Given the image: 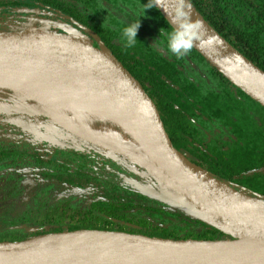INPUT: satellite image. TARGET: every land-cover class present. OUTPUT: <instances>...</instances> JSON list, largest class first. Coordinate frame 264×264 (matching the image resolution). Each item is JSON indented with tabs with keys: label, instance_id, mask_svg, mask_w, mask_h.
<instances>
[{
	"label": "flooded vegetation",
	"instance_id": "obj_1",
	"mask_svg": "<svg viewBox=\"0 0 264 264\" xmlns=\"http://www.w3.org/2000/svg\"><path fill=\"white\" fill-rule=\"evenodd\" d=\"M8 1L0 3V29H7L8 22L26 21L68 34L65 28L70 26L83 34L86 43L99 49L105 46L124 68L128 66L123 61L141 74L142 81L136 80L181 154L232 187L251 186L237 173L251 165L242 154L254 144L255 133L264 142V112L254 114L253 103L237 95L194 48L181 57L173 54L166 36L173 30L155 9L149 17L142 11L138 14L140 6L131 0H59L58 6L36 0L32 5H9ZM146 4L153 7L149 0ZM244 7L251 15L255 7L264 9V4L251 0ZM136 23L140 24L136 43L126 47L123 30ZM233 42L231 46L252 64L260 70L264 67V39ZM0 104L9 105L4 99ZM98 143L43 114L0 113V144L8 148L0 160V204L9 203L12 212L28 215L39 211L68 225L124 232L126 213L151 204L128 182V178L143 181V168ZM68 225L49 222L46 228Z\"/></svg>",
	"mask_w": 264,
	"mask_h": 264
},
{
	"label": "water",
	"instance_id": "obj_2",
	"mask_svg": "<svg viewBox=\"0 0 264 264\" xmlns=\"http://www.w3.org/2000/svg\"><path fill=\"white\" fill-rule=\"evenodd\" d=\"M152 1L175 30V25L169 18L175 6L174 0H160L159 4L156 3V0ZM186 2L190 3L189 0ZM190 19L193 22H202L205 29L203 41L195 42L193 48L232 84L264 107V72L222 38L193 5ZM67 32L68 34H64L34 27L0 31V61L11 58L41 59L63 56L82 60L105 74L120 92L130 109L149 153L140 150L130 142H126V145L123 146L116 142H110L111 145H105V148L121 154L128 161L142 167L157 182L159 191L136 183V188L142 194L168 203L186 215L219 229L227 237L216 240L170 239L94 230L119 234V239L122 242L130 241L138 245L177 249L205 255L234 258L264 255V210L251 203L256 202L264 206V199L260 195L251 196L242 190L233 188L189 161L171 144L152 100L138 81L109 50L103 45L101 49L93 47L84 41L85 37H79L73 31ZM3 88L7 89V87ZM38 112L50 117L41 111ZM66 128L74 132L71 128ZM82 137L85 140L98 143L96 140ZM100 145L103 144L100 143ZM261 170L263 168L255 171ZM249 172H253V170ZM27 239L14 242L0 241V251ZM0 264L63 263L11 256L0 252Z\"/></svg>",
	"mask_w": 264,
	"mask_h": 264
},
{
	"label": "bare ground",
	"instance_id": "obj_3",
	"mask_svg": "<svg viewBox=\"0 0 264 264\" xmlns=\"http://www.w3.org/2000/svg\"><path fill=\"white\" fill-rule=\"evenodd\" d=\"M3 89L82 136L107 146L130 142L149 153L120 92L105 74L82 60L60 56L0 61ZM0 252L63 264H264V255L234 258L138 245L94 229L35 235Z\"/></svg>",
	"mask_w": 264,
	"mask_h": 264
},
{
	"label": "trees",
	"instance_id": "obj_4",
	"mask_svg": "<svg viewBox=\"0 0 264 264\" xmlns=\"http://www.w3.org/2000/svg\"><path fill=\"white\" fill-rule=\"evenodd\" d=\"M42 1L53 6L59 5V0H36ZM197 12L204 18V20L215 30L222 38H224L230 45H233V39H264V9L255 7L252 10L251 15L247 13L248 7H244L251 0H189ZM264 4V0H261ZM33 0H10L7 4L19 5V4H31ZM150 4L154 7L158 17L167 26H170L152 0H149ZM0 3H4L1 0ZM238 14V15H237ZM242 16H239L241 15ZM172 28V27H171ZM67 31H73L76 35L83 36V34L71 28L70 26L65 28ZM174 31V29L172 28ZM84 37V36H83ZM115 57V56H114ZM207 64L214 69V71L220 73L215 69L207 60ZM128 66V72L138 80L142 81L140 73H135V70L130 67L128 62L123 61ZM124 64V65H125ZM135 66V65H134ZM264 72V67L261 69ZM221 74V73H220ZM222 78L229 83L237 95H240L254 105V114H258L256 111H263L264 107L257 101L248 96L241 89L232 84L227 78L221 74ZM139 83V81H138ZM140 84V83H139ZM235 97V96H234ZM256 127V126H255ZM8 150L7 147L0 144V160H2ZM244 158L248 157V161L251 163L247 165L243 172L237 173L238 178L251 181V186L248 188L239 187L238 190L250 194L251 196L260 195L264 199V142L258 133L254 135V144L250 146L245 154H242ZM242 158V159H244ZM247 168H249L247 170ZM263 168L261 171H255L256 169ZM205 170V169H204ZM253 172H249L252 171ZM208 171V170H206ZM209 172V171H208ZM211 173V172H209ZM212 174V173H211ZM213 175V174H212ZM143 177V181L128 178L130 187L134 191L140 193L144 200H148L151 204L143 206L142 210L138 209L137 213L127 212L124 219L128 226L125 228L126 233H137L147 235L150 237L156 236L161 238L170 239H198V240H216L227 237L219 229L212 227L198 219L186 215L184 212L173 208L168 203L161 202L155 198L148 197L142 194L137 188L136 183L145 185L149 188L159 191L157 182L143 169L140 173ZM223 181V180H222ZM225 182V181H224ZM227 183V182H226ZM228 184V183H227ZM235 188V187H233ZM1 201V200H0ZM127 204V209L130 208V204ZM5 206L0 207V241H22L31 236L40 235L50 232H61L63 230H74L78 228H98L105 229L104 226H83L80 224L68 225L61 219H51L41 215L36 211L28 215L27 212H12L9 204H2ZM13 208V207H12ZM151 212V213H150ZM139 213V215H138ZM171 216V217H169ZM51 222L58 226L52 229L46 228V224ZM107 222H110L107 220ZM136 226H133V225ZM130 225V226H129ZM119 231L120 229L113 228L111 231Z\"/></svg>",
	"mask_w": 264,
	"mask_h": 264
},
{
	"label": "clouds",
	"instance_id": "obj_5",
	"mask_svg": "<svg viewBox=\"0 0 264 264\" xmlns=\"http://www.w3.org/2000/svg\"><path fill=\"white\" fill-rule=\"evenodd\" d=\"M159 4L160 0H156ZM174 7L170 14V21L175 25V30L166 33L168 48L177 57L186 55L194 46L195 42H202L205 37V29L202 22L191 21V7L186 0H174ZM140 24L136 23L123 30V37L126 38V47H133L137 40V31Z\"/></svg>",
	"mask_w": 264,
	"mask_h": 264
},
{
	"label": "rangeland",
	"instance_id": "obj_6",
	"mask_svg": "<svg viewBox=\"0 0 264 264\" xmlns=\"http://www.w3.org/2000/svg\"><path fill=\"white\" fill-rule=\"evenodd\" d=\"M132 2H137V5L140 6V12H138V14L141 13L142 11V16H145V14H149L148 16H152L153 15V7L151 6H148V4H146V0H131ZM148 1V0H147ZM143 5H146V6H143ZM19 12H24L26 11V9H18ZM139 15V16H141ZM35 23V22H34ZM33 22H26V21H13V22H8V28L6 29H0V31H11L13 29H17V30H23V29H26L27 27H34V28H41L40 25H36V23L34 24ZM50 28L49 27H45L44 30L46 31H50L49 30ZM142 35L143 32H142ZM10 95L8 93V90H0V99H4V100H8V103L9 105L7 104H0V113H5V112H9V113H15V112H29V111H33L35 113H38L40 114L37 110H35L34 108H28L26 107L25 105H23L22 103H20L19 101H16L12 98H8ZM104 127L105 126H109L110 125H107V124H104L103 125ZM8 203V202H7ZM9 204V203H8ZM48 204L49 205H53L51 201H48ZM1 206H5V205H2L0 204V207Z\"/></svg>",
	"mask_w": 264,
	"mask_h": 264
}]
</instances>
